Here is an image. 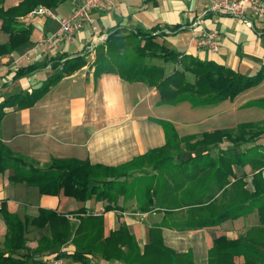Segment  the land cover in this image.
Instances as JSON below:
<instances>
[{"label":"crops","instance_id":"1","mask_svg":"<svg viewBox=\"0 0 264 264\" xmlns=\"http://www.w3.org/2000/svg\"><path fill=\"white\" fill-rule=\"evenodd\" d=\"M24 1L0 0L4 11L15 9L13 16L17 25L4 30L0 19V106L9 102L7 107L0 109V141L13 154L41 166L56 159L87 162L94 167H133L146 160L148 153L169 144L180 149L175 155V164L186 161L191 164L195 154L185 148V138L227 128L212 126L207 131H190V126L185 127L167 115L166 109L172 106L159 104L155 88L141 82L129 83L115 74L96 78L93 67L96 48L113 33L126 36L141 32L145 37L155 36L158 44L176 53L214 61L245 76H255L264 66V20L248 16L249 25L242 19L213 14L209 12L208 0H108L104 9L90 12L91 21L82 31L71 41L62 42L56 50L41 46L40 41L59 30L62 18L70 17L72 1L56 0L55 7L51 8L54 18H30V7L23 6ZM21 30L30 31L29 41L16 48L11 44V33ZM202 30L218 33L221 46L218 53L198 48L197 39ZM23 36L18 33L17 39ZM78 58L84 59L86 65L48 87V83L68 70ZM154 62L165 65L158 60ZM25 67L34 70L14 80L16 72ZM261 85L264 87V82ZM250 90L234 100L235 108H247V113L263 115L264 93L249 99ZM259 124L252 125L253 129ZM166 125L176 135L175 141L169 139ZM210 155L212 158L222 155L225 160L222 171L230 175L226 180L225 197L219 192L216 202L227 206L228 189H235L241 200L235 210L230 211L231 219L216 227L176 229L185 209H175L172 215H165V211L142 214L137 211L136 199L119 200L118 205L125 208L124 212H105L108 202L95 198L79 202L63 191L58 196L40 195L34 187L11 181L13 168L0 173V210L7 209L23 220L38 217L40 209L52 210L65 215L75 227L81 220L93 216L101 219L104 237L125 224L141 253L150 242V229L161 226L164 246L177 254L191 255L193 264H209L216 241L236 242L251 228L264 227V218L260 221L264 208L260 203L251 209L242 205L245 191L255 193L256 177L264 184V144L257 140L246 144L224 141L211 149ZM232 202L229 203L232 205ZM82 208L86 209V214L78 213ZM47 233V229L28 226L27 246L35 249ZM6 234L7 226L0 216L2 250ZM75 250L72 243L61 249L69 255ZM18 254H26V251H18ZM55 255L46 253V264ZM65 259L69 263L83 264L72 257ZM233 261L244 264L246 260L243 255H237ZM86 264L122 263H109L96 256L87 258Z\"/></svg>","mask_w":264,"mask_h":264},{"label":"trees","instance_id":"2","mask_svg":"<svg viewBox=\"0 0 264 264\" xmlns=\"http://www.w3.org/2000/svg\"><path fill=\"white\" fill-rule=\"evenodd\" d=\"M56 3V0H25L22 5L29 6L32 11L40 5L52 8ZM14 11L15 9L4 11L0 7L2 29L17 27ZM16 33H11L10 39L16 48L29 41V30ZM18 33L25 36L17 39ZM155 40V36L145 37L141 32L126 36L118 32L111 34L104 44L96 48L94 76L98 78L104 74H115L129 83L141 82L157 90L160 105L176 106L186 102L193 108L234 101L242 93L264 82V66L255 76L247 77L214 61H202L192 55L176 53ZM77 60L70 62L68 70L48 83V87L59 82L66 74L86 65L84 59ZM154 60L165 65H157ZM168 64L173 66L170 72L166 66ZM33 70L32 67L21 68L13 79L26 77ZM188 75L193 77L192 82ZM8 105L9 102L6 101L1 104L0 109ZM253 128L255 127L252 125H241L236 129V135H232L236 130H217L200 136H187L183 141L185 148L195 154L191 164L189 161L174 163V152L179 153L180 150L178 146L167 145L164 149L148 153L146 157L163 154L155 157L149 164L155 174L157 170L164 171L169 166H173L174 171L179 173L176 176H179L181 182H175L182 189L179 193L169 187L161 175L158 176L159 181H155L157 175L149 174L127 182L129 171H123L132 167L129 165L117 168L94 167L87 162L54 159L41 166L35 161L13 154L1 141L0 173L13 168L14 175L10 180L34 187L40 195L58 196L63 191L66 196L79 202H87L92 198L99 202L106 201L108 205L105 212H124L125 208L118 205L119 200L123 198L127 202L136 199L137 211L142 214L165 211V215H172L171 212L175 209H185L176 229L216 227L231 219L230 211L235 210V205L237 202L239 205L241 200L235 194L230 196L229 202L233 201L232 205L219 212L223 205L216 202V196L219 192H226V180L230 175L222 171L225 163L222 155L212 158L210 151L224 141L246 144L258 140L260 134L264 133V125H258L255 130ZM166 131L169 139L175 141L176 135L167 129V125ZM149 179L152 180L148 181ZM258 179L256 177L254 182L255 193L245 191L243 207L251 209L254 204L260 203V207L264 208V184L259 183ZM213 189L215 193H211ZM212 211H217V214L211 215ZM78 213L86 214V209L82 208ZM194 214L198 215V219H192ZM0 216L7 226L4 250L0 249V264H46V253H54L62 258L72 257L75 262L83 264H86L87 258L96 256L109 263L193 264L191 255L177 254L164 246L161 226L150 229V242L141 253L135 237L129 233L125 224L104 237L101 219L99 221L93 216L81 220L77 227L65 215L52 210L40 209L38 217L23 220L2 208ZM263 218L262 214L261 222ZM28 226L47 229L48 232L38 241L35 249L27 246ZM69 243L76 247L72 255L61 251ZM18 251H26V254H18ZM211 251L209 264H235L233 259L237 255L245 257L244 264H264V227L251 228L236 242L216 241Z\"/></svg>","mask_w":264,"mask_h":264},{"label":"rangeland","instance_id":"3","mask_svg":"<svg viewBox=\"0 0 264 264\" xmlns=\"http://www.w3.org/2000/svg\"><path fill=\"white\" fill-rule=\"evenodd\" d=\"M42 6L45 8H49L45 5H42ZM38 7L39 6H37L36 8H38ZM36 8H34V9H36ZM49 9H51V8H49ZM154 63H156V62H154ZM158 63L161 64V62H158ZM168 65L169 66L167 69H168V72H170L171 69L173 68V66H172V64H168ZM261 69L258 72H260ZM247 77H251V76H247ZM188 78L191 82L193 81V77L191 75H188ZM261 84L252 88L250 90L251 93H249L247 95V98H249V99L254 98V97L257 98L258 95L264 93V87H262ZM200 108H202V109H192L191 106L189 105V103L185 102V104H179L176 106L168 107V109H166V110H167V115L173 117L174 119H176L179 123H181L185 127L190 126L189 130L194 131L196 133L199 131H207V129H209L212 126H221V127L231 128V127H236V126L239 127L241 125H256L257 123H260L259 125L262 127V125L264 124V114L263 115H253L251 112L247 113V108H244V109L243 108H235L234 101H231V100L224 101L221 104L216 105V106H212V107L208 106L206 108L205 107H200ZM259 112L263 113L260 110H259ZM254 119H256V120H254ZM227 128H225L223 130H227ZM233 132H235V133H232V135H234V134L236 135V133L238 134V130L233 131ZM248 140L250 141L251 139H248ZM176 142H177V144H179V140ZM169 143H170V141L168 142V144ZM257 143H263L264 144V133L260 134V136L257 140ZM169 146H171V145L169 144ZM174 153L178 154L177 151ZM162 155L163 154L160 153V154H156V155L151 156V157H146L147 158L146 160L137 163L133 167L125 169L123 172L129 171V172H127L128 177H126L127 182H131L133 180V178H136V177L142 178V176H145V175L155 174V171L151 170V167L149 164L155 160V157L162 156ZM212 171H213V168H212ZM177 174H179V173H176L174 171V167L169 166L164 171L157 170V172L155 174V175H157L155 181H159L158 176L161 175L165 179V183L169 187H172L173 190H176V193H179V191H181L182 189L179 187V185L175 184V182H177V183L181 182L179 176L178 177L176 176ZM155 175H153V176H155ZM151 180L152 179H149L148 181H151ZM214 190L215 189H213L211 193H213ZM223 191H224V189H223ZM226 194H228V200L230 199V196H232L234 194H235L236 198H238L237 192L235 189H228V192ZM224 197H225V191L223 193V198ZM174 204L176 207H178L177 203H174ZM228 206H231V203H229V201H228L227 206H224V204H223V207H222V209L219 210V212L223 211ZM216 214H217V211H214V212L212 211V213H211V215H213V216ZM192 219L193 220L198 219V215H195Z\"/></svg>","mask_w":264,"mask_h":264},{"label":"built area","instance_id":"4","mask_svg":"<svg viewBox=\"0 0 264 264\" xmlns=\"http://www.w3.org/2000/svg\"><path fill=\"white\" fill-rule=\"evenodd\" d=\"M73 10L70 17L60 20L59 30L50 38L40 41L41 46L49 47L51 50L59 48L64 41H71L74 36L82 31L85 25L91 21L90 12L95 9H104L108 0H71ZM209 12L221 14L236 19L247 20L248 16H257L264 20V0H208ZM30 18L49 17L54 18L53 11L49 8L39 6L30 14ZM250 25L249 21H246ZM198 48L212 54L218 53L220 49L219 35L215 30L201 31L197 39ZM50 264H76L69 263L65 258L53 256Z\"/></svg>","mask_w":264,"mask_h":264}]
</instances>
